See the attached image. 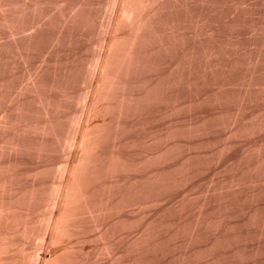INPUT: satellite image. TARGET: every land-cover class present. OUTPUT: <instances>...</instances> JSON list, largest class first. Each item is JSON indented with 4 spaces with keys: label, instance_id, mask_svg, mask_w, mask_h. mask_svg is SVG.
Listing matches in <instances>:
<instances>
[{
    "label": "rangeland",
    "instance_id": "1",
    "mask_svg": "<svg viewBox=\"0 0 264 264\" xmlns=\"http://www.w3.org/2000/svg\"><path fill=\"white\" fill-rule=\"evenodd\" d=\"M0 204L7 264H264V0H0Z\"/></svg>",
    "mask_w": 264,
    "mask_h": 264
},
{
    "label": "bare ground",
    "instance_id": "2",
    "mask_svg": "<svg viewBox=\"0 0 264 264\" xmlns=\"http://www.w3.org/2000/svg\"><path fill=\"white\" fill-rule=\"evenodd\" d=\"M130 12H131V11H130ZM131 14H133V12H131ZM131 14H130V15H131ZM130 15H129V16H130ZM132 16H133V15H132ZM132 16H131V18H132ZM134 16H136V15H134ZM133 18H134V17H133ZM133 18H132V19H133ZM110 46H111V45H110ZM107 47H108V46H107ZM110 49H111V48H110ZM110 49H109V50H110ZM103 64H105V63H103ZM103 69H104V67H103ZM102 71H103V70H102ZM97 88L99 89L98 86H97ZM96 91H97V90H96ZM90 108H91V107H90ZM84 128H85V127H84ZM85 130H86V129H85ZM81 131H82V130H81ZM84 136H85V135H84ZM84 139H85V138H82L83 141H84ZM83 151H84V149H83ZM83 151H82V152H83ZM80 157H81V156H80ZM82 159H84V158H82ZM79 160H81V158H80ZM83 161H84V160H82V163H83ZM79 162H80V161H79ZM82 163H81V165H82ZM78 164H80V163L77 162V165H78ZM74 165H75V164H73V166H74ZM77 165H76V166H77ZM81 165H80V166H81ZM78 168H79V167H78ZM78 168H77V169L75 168V169L78 170ZM73 169H74V168H73ZM69 171H70V170H69ZM73 171H74V170H73ZM73 173H74V172H73ZM73 173H72V174H73ZM68 175H69V174H68ZM73 176H74V175H73ZM71 177H72V176H71ZM69 179H70V177H69ZM68 183H69V182H68ZM84 185H85V184H84ZM81 186H82V185H81ZM84 187H86V186H84ZM84 187H82V188H84ZM86 188H87V187H86ZM83 190H85V189H83ZM68 191H69V190H68ZM66 192H67V191H66ZM81 192H82V190H81ZM65 196H66V195H65ZM82 196H83V198L85 197L84 195H82ZM66 197H67V196H66ZM83 198H82V199H83ZM85 198H86V197H85ZM86 199H87V198H86ZM86 199H85V203H86V205H87L88 200L86 201ZM65 200H66V199H65ZM4 203H5V202H4ZM5 204H6V203H5ZM5 204H3V205H5ZM65 204H66V203H65ZM82 204H83V203H82ZM88 204H89V203H88ZM0 205H1V204H0ZM11 206H12V205H11ZM11 206H9L10 209H11ZM82 206H83V205H82ZM84 206H85V205H84ZM1 207H2V206H1ZM62 207H63V205H62ZM87 207H88V206H87ZM89 207H90V206H89ZM89 207H88V208H89ZM64 208H65V205H64ZM64 208H63V209H64ZM82 208H83V207H82ZM7 209H8V208H7ZM89 209H90V208H89ZM3 210H4V209H3ZM12 210H13V209H12ZM91 210H92V209H91ZM91 210H90V211H91ZM7 211H8V210H7ZM7 211H6V212H7ZM13 211H14V210H13ZM86 211H88V210L86 209ZM90 211H88V212H90ZM1 212H2V211H1ZM4 212H5V211H4ZM62 212L64 213V212H66V211L63 210ZM9 213H10V212H9ZM72 213H73V212H72ZM72 213H71V215H72ZM74 213H75V212H74ZM74 213H73V214H74ZM91 213H92V212H91ZM11 214H13V213L11 212ZM76 214H77V213H76ZM2 215H3V214H2ZM2 215H1V216H2ZM5 215H7V214L5 213ZM60 215H61V214H59L56 218H55V217H52V218H51V216H50V219H49L50 221H48V222H51V219H52V223L54 222V224H56L57 226H59L58 224H60L61 220L63 219V218H61ZM65 215H66V214H65ZM65 215H64V216H65ZM74 215H75V214H74ZM77 215H78V214H77ZM1 216H0V217H1ZM9 216H10V215H9ZM3 217H4V216H3ZM11 217H12V216H11ZM66 217H67V220H68V216H67V215H66ZM75 217H76V216H75ZM77 217H78V216H77ZM6 218H9V217H6ZM27 219H29V218H27ZM30 219H31V218H30ZM64 219H66V218L64 217ZM64 219H63V220H64ZM69 219H70V218H69ZM73 219H74V218H73V215H72V220H73ZM0 220H1V219H0ZM25 220H26V219H25ZM63 220H62V222H63ZM70 220H71V219H70ZM8 221H9V219H8ZM8 221H7V222H8ZM26 221H27V220H26ZM32 221H33V220H32ZM32 221H31V222H32ZM36 221H37V220H36ZM36 221H35V222H36ZM28 222H29V220H28ZM28 222H27V223H28ZM37 222H38V221H37ZM64 222H65V220H64ZM64 222H63V223H64ZM72 222H74V221H69V224H72ZM21 223L24 224L25 222L23 223V222L21 221ZM27 223H25V224H27ZM32 223H33V222H32ZM63 223H61V224H63ZM65 223H66V222H65ZM37 224H38V223H36V224H34V225H37ZM44 224H45V223H44ZM46 224H47V223H46ZM49 224H50V223H49ZM67 224H68V223H67ZM69 224H68V225H69ZM74 224H75V223H73V225H74ZM34 225L31 224V225H29V226H30V227L33 226V227H31V228L33 229L34 227H35V228L37 227V226H34ZM56 225H55V227H56ZM68 225H67V226H68ZM20 226H21V225H20ZM49 226H50V225H49ZM69 226H70V225H69ZM75 226H76V225H75ZM21 227H22V234L26 233V235H27V236H30V237H32V236L34 235L33 233H34L35 231L33 232V231L30 229V227H29V229H28V228H27L28 225H25V226H24V230H23V226H21ZM65 227H66V226H65ZM47 228H48V226H47ZM58 228H59V227H58ZM58 228H57V229H58ZM69 228H70V227H69ZM72 228H74V226H73ZM42 229H44V228H42ZM59 229H60V228H59ZM59 229H58V230H59ZM62 229H63V227H62ZM64 229H65V228H64ZM74 229H76V228H74ZM15 230H16V229H15ZM19 230H20V229H19ZM19 230H18V231H15V232H19ZM34 230H35V229H34ZM48 230H49V229H47V231H48ZM53 230H54V229H53ZM58 230H57V231H58ZM31 231H32V233H30V234H33L32 236H31V235H28V233L31 232ZM61 231H62V230H61ZM7 232H8V231H7ZM20 232H21V231H20ZM20 232H19V234H20ZM23 232H24V233H23ZM27 232H28V233H27ZM9 233H10V232H9ZM2 234H4V233H2ZM10 234H11V233H10ZM19 234H18V235H19ZM22 234H20V235H22ZM45 234H47V233L45 232ZM0 235H1V234H0ZM20 235H19V236H20ZM24 235H25V234H24ZM24 235H23V236H24ZM55 235H56V234H55ZM57 235L59 236V235H60V232H59V234H57ZM61 235H62V234H61ZM5 236H6V234H5ZM45 236H46V235H45ZM45 236H44V237H45ZM58 236H56V237L58 238ZM2 237H3V236H2ZM7 237H8V236H7ZM7 237H6L4 240H6ZM24 237H26V236H24ZM30 237H29V239H30ZM22 238H23V237H22ZM26 238L28 239V237H26ZM42 238H43V236H42ZM55 239H56V238H55ZM58 239H59V238H58ZM60 239H61V236H60ZM60 239H59V240H60ZM24 240H25V239H24ZM56 240H57V239H56ZM59 240H58V242H59ZM2 241H3V240H2ZM8 241H9V240H8ZM1 243H2V242H1ZM1 243H0V244H1ZM3 243L5 244V243H7V242H3ZM55 243H56V242H55ZM4 244H3V245H4ZM53 244H54V243H53ZM3 245H2V246H3ZM5 245H6V244H5ZM9 245H10V244H9ZM9 245H7V247H8ZM3 247H4L3 249H5V250H2V252H3L4 254H5L4 251H6V252L9 253V250H10V249L7 251L8 248H6V246H3ZM21 247H22V246H21ZM9 248H10V247H9ZM19 248H20V246H19ZM23 248H24V246H23L21 249H23ZM1 249H2V247H1ZM1 249H0V250H1ZM17 249H18V247H17ZM18 250H20V249H18ZM18 250H17V252L19 253ZM23 250H24V249H23ZM25 251H26V250H24V252H25ZM14 252H15V251H14ZM30 252H32V251H30ZM3 253H2V254H3ZM8 253H7V254H8ZM20 253H21V254H19V256H20V260H21V258L23 257V254H22L23 251L21 250ZM25 253H26V254L28 253V254H27V256L25 255V257H23V261H17V262H14V261H13V263H10V264H39V261H38L39 259H38V258H37L38 260H37L36 263H35V261H36L35 259H34V262H32V260H33V257H32V256H33L34 254H33V255H32V253L29 254V252H27V251H26ZM25 253H24V254H25ZM33 253H35V252H33ZM4 254H3V255H4ZM7 254H5V255H7ZM9 254H10V253H9ZM12 254H13V252H12ZM16 254H17V253H16ZM60 254H61V253H60ZM60 254H59V256H60ZM0 255H1V253H0ZM3 255H2V256H3ZM30 255H31V256H30ZM55 255H56V254H55ZM61 255H62V254H61ZM2 256H0V258H1L0 263H1V264H4V263H6V262H10V261L13 260V259L15 260V258H16L17 255L15 256V258L9 256V257H11V258H13V259H10V258H9L10 261H9V259H8V260H6V261L4 260V262H3V260H2ZM12 256H13V255H12ZM21 256H22V257H21ZM34 256H35V255H34ZM56 256H57V255H56ZM5 257H6V256H5ZM5 257H3V259H5ZM30 257L32 258V260H31ZM36 257H37V256H36ZM60 258H61V257H60ZM63 258H64V257H63ZM63 258H61V259H63ZM17 259H19L18 256H17ZM41 259H42V258H41ZM50 259H53V257L50 258ZM24 260H25V261H24ZM26 260H27V261H26ZM30 260H31V261H30ZM44 260H45V259H44ZM55 260H56V261H55ZM57 260H58V259H57V257H56V259H54L55 262H51V263H50V262H47L46 264H58L59 262H63V261H64V260H63V261H59V260L57 261ZM49 261H50V260H49ZM52 261H53V260H52ZM65 262H66V260H65ZM65 262H63V263H65ZM63 263H62V264H63ZM6 264H7V263H6Z\"/></svg>",
    "mask_w": 264,
    "mask_h": 264
}]
</instances>
